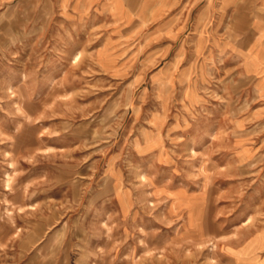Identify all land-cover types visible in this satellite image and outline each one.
Wrapping results in <instances>:
<instances>
[{"label":"rangeland","instance_id":"1","mask_svg":"<svg viewBox=\"0 0 264 264\" xmlns=\"http://www.w3.org/2000/svg\"><path fill=\"white\" fill-rule=\"evenodd\" d=\"M0 241L264 264V0H0Z\"/></svg>","mask_w":264,"mask_h":264},{"label":"bare ground","instance_id":"2","mask_svg":"<svg viewBox=\"0 0 264 264\" xmlns=\"http://www.w3.org/2000/svg\"><path fill=\"white\" fill-rule=\"evenodd\" d=\"M79 58H80L79 54L75 53V55L72 57V60H73V62H76ZM190 150H192V149H190Z\"/></svg>","mask_w":264,"mask_h":264}]
</instances>
